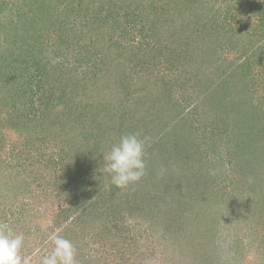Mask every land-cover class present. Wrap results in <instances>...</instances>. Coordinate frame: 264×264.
Here are the masks:
<instances>
[{
    "label": "trees",
    "instance_id": "1",
    "mask_svg": "<svg viewBox=\"0 0 264 264\" xmlns=\"http://www.w3.org/2000/svg\"><path fill=\"white\" fill-rule=\"evenodd\" d=\"M145 12L151 18L144 21ZM205 15H208L207 19L203 18ZM136 18L142 24L137 31L145 35L144 54L137 58L129 54L128 44L120 42L121 36L124 39L128 34L132 37L130 28L135 30ZM227 21L232 25L225 27ZM126 22L135 27H124ZM160 22L170 26L158 38L160 32H156ZM191 30L195 31L193 37L190 36ZM151 33L155 36L149 40L147 36ZM201 35L205 39L198 42L196 48L190 47L189 41H197ZM224 39L233 46L243 43L244 54L248 58L238 64L225 57L229 61L228 66L236 64L235 68L221 70L225 76L218 81L219 87L213 94L207 93L202 102L211 100L213 114L208 112L206 118L232 121L227 122L228 129H231L228 135L247 149L258 145L259 139L264 138L257 135L263 129H256L254 123L258 116L264 118V107L252 101V95L248 94L251 83L247 81L254 65L262 67L264 75V0H0V130L3 126L12 129L15 126L20 134H26L24 138L20 137L19 142L25 139L28 148L38 145L34 150L36 153L27 150L26 160L30 162L27 173L34 170V165L40 160L45 179L44 186L37 184L39 192L31 187L32 181L20 178L10 158L22 162V152H14L18 143L11 141L12 131L8 136L0 132V148L11 141L13 149L9 157L0 152V225L6 224L14 232L28 235L42 229L47 236L49 229L39 226L33 230L31 225L39 213L38 207L46 200L41 213L43 218L54 216L55 227H59L60 221H69L62 233L57 231L54 235L73 242L77 264H97L101 260L89 248L94 242L103 248L108 244L116 247L123 261H129L131 256H126L133 252H129L130 248L125 244L132 229L131 225H125V221L133 219V212H123L122 206L132 201H125L120 188L112 184L110 174L105 171L104 154L120 141L118 136L112 139L108 128L116 127L118 132L131 124L133 109L126 95L114 99L107 85L97 87L95 82L104 80L106 75L108 80L110 66L116 70L127 64L125 72L132 63L144 64L151 70L150 74H155L157 81L154 86L146 87V92L157 96L156 99L169 94L168 98L173 100L170 89L176 84L185 88L182 82L190 70L186 65L189 56L198 55L190 63L200 60L214 66L221 55L217 51L218 42ZM100 41L105 42L107 55H99ZM88 42L95 45L90 46L86 54L77 52L78 56L76 51L87 46ZM142 45L137 48H142ZM181 48L185 52L178 57L174 52ZM162 54L170 56L166 61H171L174 68L169 77L160 74V69L154 70L164 59ZM179 66L184 68L174 76ZM220 67L224 69L223 65H218L217 69ZM247 67L249 72H244ZM196 70L198 75H194L198 80L212 84L207 74ZM93 78L94 83L91 82ZM241 78L245 80L243 88L246 94L238 87ZM122 83L118 80L119 85ZM225 84L230 91L223 89ZM175 102L177 104V100ZM197 108L195 106L193 110ZM182 123V119L159 121L156 128L158 147L173 139ZM173 124L176 125L171 131ZM160 127L164 131L159 130ZM213 127L217 130L218 124ZM167 131L173 135L167 136ZM146 132L144 134L149 135L147 145L154 137ZM177 141L181 143L179 138ZM147 151L145 160L151 153L150 149ZM152 173L149 172L151 180L163 174L158 171ZM262 189L264 191V184ZM62 191L61 199L50 201L52 192L59 197ZM137 224L134 223L135 228ZM169 225L164 226L165 235L174 231L172 224ZM88 234L93 240L87 239ZM161 238L157 241L161 242ZM131 239L136 240L137 246V239ZM53 247V242L48 241L45 254L50 255ZM150 255L153 256L152 253ZM206 256L201 255L200 260L206 262ZM98 264H102L101 261Z\"/></svg>",
    "mask_w": 264,
    "mask_h": 264
},
{
    "label": "rangeland",
    "instance_id": "2",
    "mask_svg": "<svg viewBox=\"0 0 264 264\" xmlns=\"http://www.w3.org/2000/svg\"><path fill=\"white\" fill-rule=\"evenodd\" d=\"M209 3L211 4L212 1ZM207 16L205 15L203 18L207 19ZM150 18L151 16H148L146 12L142 17L144 21ZM134 20L137 21L135 30L130 28L135 27L130 22H126L124 25V27L127 26L131 29V32H133L132 37L128 34L125 36L127 39H124L121 36L120 42L128 44L129 54L137 58L144 54L143 40L145 35L137 31L138 27L142 25L139 18ZM208 23L212 25V22L209 21ZM229 24L232 25L227 21L225 27H229ZM167 26L170 25L163 22L158 23L156 32V34L160 32L158 38L162 37ZM238 27L240 28L239 24ZM146 33V35L149 34ZM192 33H195V31L191 30V37L194 36ZM154 36V33H151V36L147 37L151 40ZM197 38V41L187 42L190 47L196 48L195 45L205 39L202 35ZM104 43V41L99 42L97 48L99 55H107ZM141 43H143L142 48L138 49L137 46ZM89 44L88 42L87 46L77 50L76 54L78 56V53L80 55L86 54L87 49L95 45ZM218 46L217 51L221 55L214 66L200 60L196 63L195 61L190 63L189 61L195 59L198 55L192 54L189 56L186 65L188 69L195 71L189 70L187 73L186 81L184 79L182 82L185 88L176 84L172 90L170 89L172 91L171 97H174L173 100L168 98L167 95L169 94H165L164 98L156 99L157 96H150L146 92L148 90L146 87L154 86L157 81L154 78L155 74H150L151 70L146 69L144 64L132 63L125 72L124 67L127 64L119 66L120 69L117 68L116 70L110 66L108 80H106V75L103 78L104 80L95 82L97 87L107 85L106 88L108 92L113 93L114 99H121L126 95L132 104L134 119L131 124L125 125L118 132L115 130L116 127L108 128V133L113 140L117 136L121 138V136L131 133L139 134L140 138L143 139V137L149 136L144 134L147 133L146 131L154 137L153 140L151 139L147 143L145 149V151L151 150V153L148 154L149 158L145 160V175L135 184L120 188L122 198L125 201H132L122 207L125 213L133 212L131 214L133 219L128 218L125 221V225H131L132 229L127 235L129 241L126 242L125 246L129 247V252L132 251L133 254L128 253L129 255L126 257L131 256V258H129V261L124 262L120 254L117 253L116 247H110L108 244L103 248L100 243L96 244L94 242L89 248L96 252L95 254L98 259H101L102 264H178V262L182 264L185 262L187 264H241V262L243 264H264V191L262 189L264 184V138L262 137L264 136V118L258 116L254 120L256 129H260V127L263 129L261 134H257L262 137L259 139V144H255L254 147L249 146L247 149L236 144L235 142L238 140L234 141L228 135L231 129H228L227 122L232 121L226 122L219 118L216 119V117L213 120H211L212 118H206V116H209L208 112L210 115L213 114L211 112V100L207 99L202 102V98H205L207 93L213 94V91L219 87L218 81L225 76V73L222 75L221 70L231 71L236 65L229 67V61H226L225 57L238 64H241L243 59L248 58V55L244 54L243 43L233 46V43H228L224 39L218 42ZM94 50L95 48L92 49V51ZM184 52L181 48L174 53L176 56L181 57ZM167 57L170 56L163 55L165 60L162 59L160 65L158 64L154 68L155 72L160 69L162 72L160 74H164V77H169L174 69L171 61H166ZM101 58H104V56ZM103 64L100 63V65ZM170 65L172 66L171 69ZM218 65H223L224 69L221 67L217 69ZM183 68L181 66L177 67L173 75L177 76L179 70ZM196 69H200L199 73L203 75L207 74L212 84L209 81L202 82L198 80L197 76L194 75H198ZM249 69L247 67L243 71L249 72ZM250 70L253 73L248 74L247 81L251 83L248 94L252 95L251 98L254 104L260 103L264 107L262 67L254 65ZM118 76L119 78H117ZM125 77H127L126 80ZM118 80L121 83L126 82L119 85ZM94 81L93 78L91 82L94 83ZM116 84L117 87H115ZM244 84L245 80L242 78L238 80L239 89L244 90ZM223 89L230 91L227 84L223 86ZM175 100H177V104L174 103ZM179 104L181 105L180 109L178 108ZM195 106H198V108L193 110ZM5 108L7 110V107ZM5 115L3 114V116ZM161 115L162 117H160ZM178 119H182L183 123L179 124L175 137L165 145L162 144L158 147L159 133L156 132V128L159 121L164 123ZM216 124H218L217 130L213 127ZM175 125L173 124L171 131ZM12 127L14 129L3 126L0 132L6 136L9 135L10 131L13 132L11 141L16 140L18 143L14 152H22V162H15L16 159L10 158V163L15 166L21 179L27 182L32 181L31 187L40 192L41 190L37 184L45 185L42 184L45 179L42 176V165L39 164L41 161L39 160L34 165V170L27 173L30 162L26 160L27 150L36 153L34 150L37 149L36 146L38 145L28 148L25 139L19 142L20 137L24 138L26 134H20L16 131L15 126ZM158 129L163 130L161 127ZM166 134L169 136L171 133L167 131ZM177 138L181 140V143L176 142ZM11 141L4 148H0V152L3 153L4 157H9L13 151ZM42 145L44 147V144ZM157 171L163 174H160L161 176L158 179L151 180L149 172L156 174ZM62 194L63 191L57 197L55 192H52L53 196H51L52 200L50 199V201L61 199ZM45 203L46 200L38 207L39 213L32 220L31 225L32 228L39 226L47 228L49 233L46 236L44 230L41 229V231L29 235L24 234L26 239L24 245L26 247L24 253L21 252V254L25 264H42V260L46 256L45 247L48 245V241H52L51 237L54 232L55 234L57 231L62 233L63 229L67 227V223H69L66 220L60 221L59 227H55L54 216L47 215L43 218L41 213L44 210ZM62 203L64 202L62 201ZM122 207H119V210ZM133 222H138L136 228ZM170 223L174 231L165 235L164 226H170ZM35 229L33 228V230ZM201 232L203 236L200 246L199 236H201ZM107 237L111 238L110 235H107ZM160 237L163 238H161V242H158L157 240ZM131 238L137 239V246L136 240ZM87 239L93 240L89 234ZM207 240L209 242H206ZM142 252L147 254H141ZM151 253L153 256L150 255ZM205 254L207 259L204 258L206 262H203L200 260V256ZM97 258L95 259L97 260ZM75 264H77L76 261Z\"/></svg>",
    "mask_w": 264,
    "mask_h": 264
},
{
    "label": "clouds",
    "instance_id": "3",
    "mask_svg": "<svg viewBox=\"0 0 264 264\" xmlns=\"http://www.w3.org/2000/svg\"><path fill=\"white\" fill-rule=\"evenodd\" d=\"M147 139H141L136 133L123 135L119 143L104 154L105 171L110 174L113 185L124 188L145 175ZM51 239L53 250L43 258L42 264H75L76 249L72 242L59 235ZM24 242L23 233L14 232L6 224L0 225V264H25L21 254Z\"/></svg>",
    "mask_w": 264,
    "mask_h": 264
}]
</instances>
